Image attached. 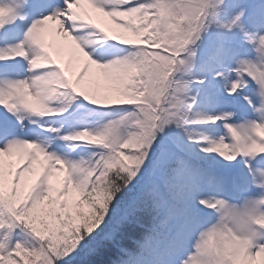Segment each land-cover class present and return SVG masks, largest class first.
<instances>
[{
  "label": "snow or ice",
  "instance_id": "snow-or-ice-1",
  "mask_svg": "<svg viewBox=\"0 0 264 264\" xmlns=\"http://www.w3.org/2000/svg\"><path fill=\"white\" fill-rule=\"evenodd\" d=\"M223 4H0V33L29 5L41 10L26 35L42 49L25 75L0 74V264H264L259 240L211 252L201 240L235 203L226 169L264 177V101L260 118L234 123V112L195 110L181 75L205 28L243 27V10L219 19ZM3 39L0 61L26 57L24 41ZM231 71L230 95L251 77L264 97V72L246 60ZM220 121L227 135L206 127ZM133 225L144 234L128 246Z\"/></svg>",
  "mask_w": 264,
  "mask_h": 264
},
{
  "label": "rangeland",
  "instance_id": "rangeland-1",
  "mask_svg": "<svg viewBox=\"0 0 264 264\" xmlns=\"http://www.w3.org/2000/svg\"><path fill=\"white\" fill-rule=\"evenodd\" d=\"M252 2V0H250ZM14 0H0V4H13ZM250 3V2H249ZM253 4V3H252ZM230 3H226L228 7ZM28 15L26 19H17L15 23L7 26L0 36H3V43L7 44L8 42H20L24 41V46L26 50V57H17L9 67L4 68L0 67V74L3 75H25V69L29 67V60L33 58L35 55L41 54L42 49H40L39 45L32 43L27 40L26 30L31 25L34 19L39 18L41 14V10L29 5L26 9ZM246 11L244 10V14ZM46 14V13H45ZM247 21V20H246ZM242 25V23H240ZM250 30L251 26L253 28V35L257 37L261 34H264V0L261 2L259 18L256 23L252 20L249 24ZM240 28H244L239 26ZM249 28V27H248ZM234 35L231 34V43L230 46L226 48L223 55L225 61L223 63L227 64L228 76L232 78V82L238 78L237 73L231 71V69L235 68L239 61L244 58H249L253 61L258 62L260 59V53L258 52V45L251 40H246V46L244 47L243 41L235 42ZM256 41V42H257ZM3 62V61H0ZM3 78V77H0ZM249 79V85L244 87L235 95H230L227 91L225 96L216 97L218 100V107L215 111V114L223 113V112H234L235 116L232 117V122L239 123L244 121L245 119L254 120L260 118L261 114L257 111L262 106V101H264V97L261 96L260 88L258 83L254 80ZM230 88V87H229ZM248 96L253 101L252 104L249 103L244 97ZM207 109L212 106V104L204 105ZM3 113V110L0 109V114ZM224 121H220L213 127V132L220 134L223 133L227 135L226 129L223 127ZM257 167L259 171H264V162L257 161ZM227 172V174L234 178L236 181V186L233 188L232 195L235 197L234 202L240 203L246 197L250 196H258L264 193V187H256L253 178L249 175V171L247 166L244 164L232 165ZM264 180V177L261 178ZM264 242V229L260 230V234L254 238V241Z\"/></svg>",
  "mask_w": 264,
  "mask_h": 264
},
{
  "label": "trees",
  "instance_id": "trees-1",
  "mask_svg": "<svg viewBox=\"0 0 264 264\" xmlns=\"http://www.w3.org/2000/svg\"><path fill=\"white\" fill-rule=\"evenodd\" d=\"M239 1H237V3ZM226 3H229V0H224V4L218 11V16L219 19L223 21H231L233 15L238 13L236 10H238L237 7L239 5H233V8L229 10L226 6ZM245 9L247 10L246 12L248 14H252L253 11L251 8L245 7ZM239 30L241 29L236 27L228 29L213 24L211 27L205 28L200 34H198V38L194 39V42L190 45L189 51H195L196 55L190 60L189 70L186 73H181V75L183 76V79L189 81L186 95L189 100L195 99V110L201 111L200 105L203 99L198 98L199 93L201 94L205 91H217V88L224 80L220 76H218V78L214 77L210 69L207 67L213 56L211 49L214 47L217 48V50L221 49L223 44L226 43L230 32L248 35L245 33V31L243 32ZM206 127L211 129V124L207 125ZM145 223H147V220H145ZM143 234L144 230L142 228L136 227L135 225L130 226L127 231L126 244L128 246H134V242L141 239ZM106 258L108 257L101 256L97 259L103 260Z\"/></svg>",
  "mask_w": 264,
  "mask_h": 264
},
{
  "label": "clouds",
  "instance_id": "clouds-1",
  "mask_svg": "<svg viewBox=\"0 0 264 264\" xmlns=\"http://www.w3.org/2000/svg\"><path fill=\"white\" fill-rule=\"evenodd\" d=\"M3 10L0 9V12ZM264 40V34L260 35ZM260 59L258 62L244 58L252 64L257 72H264V45L256 42ZM256 187H264V180L254 181ZM260 221V223H258ZM264 229V193L246 197L240 203H230L229 208L219 213L218 220L201 233V240L211 250H219L221 246L231 247L234 238L253 239Z\"/></svg>",
  "mask_w": 264,
  "mask_h": 264
}]
</instances>
